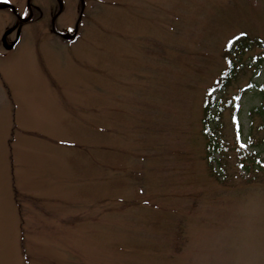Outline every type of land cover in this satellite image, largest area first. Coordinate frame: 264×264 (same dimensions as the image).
I'll list each match as a JSON object with an SVG mask.
<instances>
[{
    "label": "rangeland",
    "instance_id": "rangeland-1",
    "mask_svg": "<svg viewBox=\"0 0 264 264\" xmlns=\"http://www.w3.org/2000/svg\"><path fill=\"white\" fill-rule=\"evenodd\" d=\"M40 2L0 10V264H264V0Z\"/></svg>",
    "mask_w": 264,
    "mask_h": 264
},
{
    "label": "trees",
    "instance_id": "trees-1",
    "mask_svg": "<svg viewBox=\"0 0 264 264\" xmlns=\"http://www.w3.org/2000/svg\"><path fill=\"white\" fill-rule=\"evenodd\" d=\"M249 38L247 36H242L236 40H234V38H232L230 40V42L228 43V51L225 54V63L227 64V66H225L224 68H222L219 72V75L217 76V78L214 80V83L212 84L211 88H215V87H220L222 84H225L229 81L226 80L227 78H230V70L233 64L232 61V56L237 53H244L248 50H250V47L252 46L250 43L252 42H256L257 45L264 47V43L262 42V40H259L258 38H254V41H249ZM260 60V59H259ZM254 84V83H251ZM264 95V93H263ZM264 98V96H263ZM221 98H216L215 94L213 91H210V88L207 89L206 91V95L204 97V101H203V117L201 122L204 123V125L208 124L212 118H214V116L218 115L219 112H216L215 107L221 102ZM234 105V103H231V106ZM225 108V107H223ZM256 109V111H255ZM254 109V111L256 113H259L260 115L263 114L264 116V103H262L261 107H256ZM264 126V125H262ZM264 138V137H263ZM249 139L251 142V144H253V136H249ZM262 142V141H261ZM263 143H264V139H263ZM208 150L209 153V162L211 163V165L216 166L219 165H223V168L221 169V171H218L219 175H224L225 172H223V169L225 171V169H227V163L229 162L228 159H223L222 157H219L218 160H216V158H213V153L212 151H210L209 149H206V151ZM225 151V155H228L227 153H229V150L231 149H223ZM236 156V160L241 161L244 163V167L246 168V171H261L264 172V156H261L258 152H256L255 150H250L247 148L244 149H236L235 152H233ZM232 156V153H231ZM263 170V171H262ZM258 177H261V173H259L258 175H255ZM243 177L245 179H252V176L250 177V175L248 173L243 174ZM262 177H264V173H262ZM261 177V178H262Z\"/></svg>",
    "mask_w": 264,
    "mask_h": 264
},
{
    "label": "flooded vegetation",
    "instance_id": "flooded-vegetation-1",
    "mask_svg": "<svg viewBox=\"0 0 264 264\" xmlns=\"http://www.w3.org/2000/svg\"><path fill=\"white\" fill-rule=\"evenodd\" d=\"M46 3V2H45ZM39 4H44V2H40V0H0V10H9L15 13L16 16L15 19L16 22L20 23H26L32 21L34 18V15L32 17L24 18L21 11L26 9L28 11H34L40 7ZM57 19V18H56ZM16 23V24H17ZM18 25V24H17ZM20 31V33H19ZM8 32V33H7ZM57 36L60 35L59 32L56 34ZM12 36V33L10 31H6L4 36L2 37L3 46L7 49H13L16 45L20 43L22 32L19 28H17L15 32V37L12 39V41H9V37Z\"/></svg>",
    "mask_w": 264,
    "mask_h": 264
},
{
    "label": "water",
    "instance_id": "water-1",
    "mask_svg": "<svg viewBox=\"0 0 264 264\" xmlns=\"http://www.w3.org/2000/svg\"><path fill=\"white\" fill-rule=\"evenodd\" d=\"M83 7H84V4H83ZM55 24V18L53 19V25ZM54 28H55V26H54ZM65 38H67V37H69V35L68 34H64L63 35Z\"/></svg>",
    "mask_w": 264,
    "mask_h": 264
}]
</instances>
